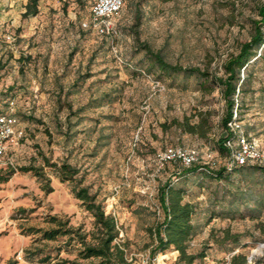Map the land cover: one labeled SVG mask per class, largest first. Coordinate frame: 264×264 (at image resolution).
I'll return each mask as SVG.
<instances>
[{"label": "rangeland", "instance_id": "obj_1", "mask_svg": "<svg viewBox=\"0 0 264 264\" xmlns=\"http://www.w3.org/2000/svg\"><path fill=\"white\" fill-rule=\"evenodd\" d=\"M25 3L0 0V113L14 114L23 129L21 139L6 144L0 169L39 166V153L78 168L116 222L113 243L123 264H183L172 247L153 254L159 188L168 184L194 205L187 252L204 256L193 264L264 257V173L247 166L218 180L199 171L174 175L171 165L158 169L154 157L165 147L215 148L224 101L211 78L161 72L142 46L170 64L222 76L264 0H124L111 36L83 28L92 0H39L37 14L23 17ZM247 74L236 117L264 151V51ZM186 124L202 125L204 134L187 132ZM43 171L50 193L30 172L15 170L0 183V264H39L24 258L33 250L44 264H95L80 256L75 235H26L28 227H53L47 218L57 216L87 244L96 241L92 217L70 184Z\"/></svg>", "mask_w": 264, "mask_h": 264}, {"label": "trees", "instance_id": "obj_2", "mask_svg": "<svg viewBox=\"0 0 264 264\" xmlns=\"http://www.w3.org/2000/svg\"><path fill=\"white\" fill-rule=\"evenodd\" d=\"M38 2L39 0H26L22 16L36 15L38 12ZM257 14L259 18L253 21V28L249 39L242 42L237 52L230 54L223 62L222 76L214 75L210 77L206 71L196 67H181L177 64H170L158 52L152 51L147 45H142L145 53L161 72L186 73L197 75L200 78H211L220 86V94L224 101V112L220 119V126L223 129V133L216 139L215 148H208L224 156L227 154L224 142L233 137L228 123L231 121L234 113L237 116L238 94L242 91L244 82L248 77L249 67L262 56V51H264V5H260L257 8ZM202 129V125L198 124L185 125L187 132H199L201 136L204 134ZM39 157L42 162L39 166L31 164L17 168L8 166L6 169H0V183L6 182L15 170L30 172L36 178L39 188L44 193H50L52 191L50 179L43 171L45 167L49 168L61 183L68 182L70 184L71 194L79 201V206L91 215L93 225L97 231V237L94 244H87L83 241L84 237L79 235L77 229L69 224L68 219L62 220L57 216H49L47 218V222L52 224L53 227L48 229L28 227L26 235H38L41 240H55L60 236H67L68 239H73V235H75L79 242L82 243V249L79 252L82 258H96L98 261L95 264H123V251L118 245L113 243L118 235L116 222L109 213H105L103 204L97 199V196L89 191L88 186L83 185V179L79 175L78 168L65 160L59 163L52 162L41 153H39ZM167 165H171L174 168V175L183 170L185 173L199 171L218 180H221L226 174L236 169H243L247 166L256 167L264 173V165L257 164L240 165L231 170H227L222 165L216 169H209L199 164L185 168L178 163H167L164 167ZM183 194L184 191L180 187H172L171 184L159 188L158 203L162 217L161 221L154 228L156 245L153 249V254L162 253L168 247H172L178 252V261L183 262V264H193L197 258H202L204 255L203 253L187 252L189 242L196 233V228L191 222V217L194 214V205L183 201ZM19 210L24 211V209ZM39 254V250L25 251L24 258L28 262L36 260L39 264H44L47 259L45 257H37ZM7 264L13 263L8 261ZM230 264H264V257L248 263L245 256L241 254L233 255Z\"/></svg>", "mask_w": 264, "mask_h": 264}, {"label": "built area", "instance_id": "obj_3", "mask_svg": "<svg viewBox=\"0 0 264 264\" xmlns=\"http://www.w3.org/2000/svg\"><path fill=\"white\" fill-rule=\"evenodd\" d=\"M123 4L124 0H92L89 20L82 24L83 28H90L99 35L111 36L115 33L114 17ZM228 127L233 137L224 142L227 154L222 161L218 159L219 154L208 147L197 149L169 146L155 154L158 169L167 163H178L185 168L199 164L209 169L222 165L227 170L240 165L264 164V151L261 150L259 141L243 129L236 113L233 114ZM22 136L23 129L19 127L16 117L11 112L0 114V158L4 156L6 144L16 142Z\"/></svg>", "mask_w": 264, "mask_h": 264}, {"label": "bare ground", "instance_id": "obj_4", "mask_svg": "<svg viewBox=\"0 0 264 264\" xmlns=\"http://www.w3.org/2000/svg\"><path fill=\"white\" fill-rule=\"evenodd\" d=\"M158 259H159V257H158Z\"/></svg>", "mask_w": 264, "mask_h": 264}]
</instances>
